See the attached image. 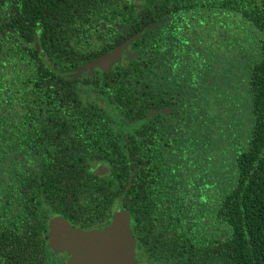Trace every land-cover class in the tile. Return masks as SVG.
Returning a JSON list of instances; mask_svg holds the SVG:
<instances>
[{"label": "trees", "instance_id": "obj_1", "mask_svg": "<svg viewBox=\"0 0 264 264\" xmlns=\"http://www.w3.org/2000/svg\"><path fill=\"white\" fill-rule=\"evenodd\" d=\"M116 206L144 264H264V0H0V264H59L48 218Z\"/></svg>", "mask_w": 264, "mask_h": 264}, {"label": "water", "instance_id": "obj_2", "mask_svg": "<svg viewBox=\"0 0 264 264\" xmlns=\"http://www.w3.org/2000/svg\"><path fill=\"white\" fill-rule=\"evenodd\" d=\"M125 45H120L116 49L105 53L86 65L77 69L70 77L74 78L83 71L100 69L102 71H109L115 62H118L121 57L122 50ZM96 172L105 174L108 167L99 163L95 167ZM129 220L128 214L125 211L114 213L111 223L107 226L108 235L98 239H90L84 242L85 235H82L70 224L65 225L63 230L54 232L55 244L66 251H80L85 250L86 255L90 257L94 264H132L127 257L125 244H122L121 238L118 236L113 238L114 231H125L130 235L127 227Z\"/></svg>", "mask_w": 264, "mask_h": 264}, {"label": "rangeland", "instance_id": "obj_3", "mask_svg": "<svg viewBox=\"0 0 264 264\" xmlns=\"http://www.w3.org/2000/svg\"><path fill=\"white\" fill-rule=\"evenodd\" d=\"M198 33L201 34V38L204 39V42L206 40V36L208 37V30L206 27H200L198 30ZM197 31H190L191 33V41L189 42V45H194V51L200 52L202 50L200 43L196 42L195 37L197 34ZM188 34V30H187ZM184 35V33L182 34ZM181 35V36H182ZM210 36V35H209ZM231 41V39H230ZM203 42V43H204ZM255 42V41H254ZM239 49V48H238ZM242 53H246V51H243ZM247 66V65H246ZM219 69V68H218ZM217 69V71H218ZM246 68L243 70L242 74H246ZM239 112L236 115L235 113L231 116V119L233 120V125L235 126L236 134L239 132L242 128V126L247 122V120H250V114L249 109L247 105L240 106ZM241 109V110H240ZM95 170V168H94ZM96 171V170H95ZM221 175V174H220ZM219 177V176H218ZM65 225H69L66 219H64L61 216H55L53 217L48 225V247L51 249L52 254L55 259L58 260L59 264H94L93 260L86 255L85 250L80 251H66L63 250L61 247H58L57 243L55 244L54 239V232H57L59 230H63V227H66ZM70 226V225H69ZM127 227L130 235H127L125 231H114L113 232V238L120 237L122 244H125L126 251H127V257L129 258L130 263L132 264H142V262L139 260L137 248H136V241L132 234V227L130 220L127 221ZM75 228V227H74ZM108 227H103L101 229H93V230H82L79 228H75L78 232H80L82 235H85L84 242L90 239H98L102 237H106L108 233ZM66 251V252H63Z\"/></svg>", "mask_w": 264, "mask_h": 264}, {"label": "flooded vegetation", "instance_id": "obj_4", "mask_svg": "<svg viewBox=\"0 0 264 264\" xmlns=\"http://www.w3.org/2000/svg\"><path fill=\"white\" fill-rule=\"evenodd\" d=\"M191 15H192V13H191ZM191 15H189V16H191ZM192 17V16H191ZM179 21V22H181V19L180 18H178V19H176V21ZM171 22V21H170ZM171 26H173V24L171 23L170 24ZM182 27H183V29L185 30L186 28H189V26H186L185 24H182ZM177 38V37H176ZM133 37L132 38H130L129 39V41L126 43V44H121V45H125V47H124V49L122 50V53H121V57H120V60L118 61V62H115L113 65H112V67H111V69L110 70H112V69H114L117 65H121V64H123V62H125V61H127L128 59H129V56H131L132 55V53L133 52H131L132 50L130 49L129 50V45H131V43L133 42ZM120 46V45H119ZM119 46H116V47H114L113 49H111V50H109V51H107V52H105V53H108V52H110V51H112V50H114V49H116L117 47H119ZM200 48H202V46L200 47ZM105 53H103V54H105ZM103 54H101V55H103ZM100 55V56H101ZM99 57V56H98ZM191 56H189V55H187L186 56V58L185 59H187L188 61H191V59L192 58H190ZM97 58V57H96ZM96 58H94V59H96ZM93 59V60H94ZM179 59V58H178ZM93 60H91V61H93ZM90 62V61H89ZM88 63V62H87ZM86 63V64H87ZM85 64V65H86ZM94 70H96V69H92V70H87V72H92V71H94ZM100 70V69H99ZM109 70V71H110ZM102 71V70H101ZM214 71V69L212 70H210L209 71V73H212ZM83 72H85V71H83ZM83 72H81V73H83ZM74 73V72H73ZM80 73V74H81ZM216 73H218L217 75L219 76V78H223V76H224V71H223V69H221V68H219L218 69V71L216 70ZM72 74V73H71ZM70 76V75H69ZM189 85H187L186 87H188ZM89 94V93H88ZM88 94H85V98H86V101H88L89 102V95ZM99 163H101V162H99ZM99 163H96L95 165H94V168L99 164ZM102 164V163H101ZM102 165H105L104 163L102 164ZM109 174V170L107 171V173H105V174H100L101 176H107ZM122 211H125L124 210V208L122 207V206H116V209L114 210V212L116 213H119V212H122ZM55 216H61V217H63L62 215H59V214H57V215H53V216H51L50 218H48V222H47V226L49 225V222H50V220L53 218V217H55ZM64 219H66L65 217H63ZM67 220V222L72 226V227H75V228H79V229H82V230H93V229H101V228H103V227H107L110 223H111V220L112 219H110V221L108 220V221H106V223L105 224H103L102 226H95V227H91V228H81L79 225H76L75 223H73V222H70L68 219H66ZM44 237H45V239H46V245H47V247H48V227H47V230L45 231V234H44ZM136 241V240H135ZM136 248H137V243H136ZM48 250H50L51 251V249L48 247ZM63 252H66V251H63ZM142 264H144V263H142Z\"/></svg>", "mask_w": 264, "mask_h": 264}]
</instances>
